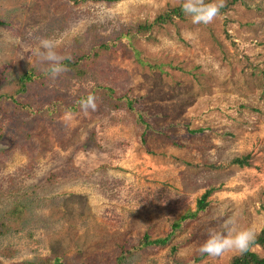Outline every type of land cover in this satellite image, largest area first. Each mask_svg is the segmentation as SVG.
<instances>
[{
  "label": "rangeland",
  "instance_id": "obj_1",
  "mask_svg": "<svg viewBox=\"0 0 264 264\" xmlns=\"http://www.w3.org/2000/svg\"><path fill=\"white\" fill-rule=\"evenodd\" d=\"M181 3L0 0V264H229L238 251H198L209 229L231 216L264 228V0L139 29ZM41 38L82 74L52 78L33 54ZM109 88L138 96L151 129L112 105L48 112L89 94L115 105Z\"/></svg>",
  "mask_w": 264,
  "mask_h": 264
},
{
  "label": "clouds",
  "instance_id": "obj_2",
  "mask_svg": "<svg viewBox=\"0 0 264 264\" xmlns=\"http://www.w3.org/2000/svg\"><path fill=\"white\" fill-rule=\"evenodd\" d=\"M224 6V0H182V12L190 17L193 24H208L219 14ZM33 54L47 62L46 71L55 78L67 70L62 62L70 57L56 51V41L52 38H41L39 45L33 49ZM93 95L81 98L78 103L82 111L95 110L97 104ZM236 217L231 216L223 220L222 230L209 229L207 238L199 245L198 251L209 256H219L225 251H247L255 239L252 228H236Z\"/></svg>",
  "mask_w": 264,
  "mask_h": 264
},
{
  "label": "trees",
  "instance_id": "obj_3",
  "mask_svg": "<svg viewBox=\"0 0 264 264\" xmlns=\"http://www.w3.org/2000/svg\"><path fill=\"white\" fill-rule=\"evenodd\" d=\"M73 1L76 2L77 0H73ZM227 8H228V5L222 7L220 9V11H226ZM183 14L184 13L182 12L180 5L175 6V7L165 6V8L154 19L152 24L141 25V27L139 29L140 30H142V28L148 29L150 27V25L152 26V25H155L156 23H158V24L159 23H162V24L168 23V22H170V20L173 16L180 17ZM115 45L116 44H114V43L102 44L101 47L104 49H110L112 46H115ZM83 59H84V57H83ZM63 64H65V65L68 64L67 66L70 68L72 65H76V69H75L76 72L78 74H82V68H80L81 66H79V67L77 66V64H79L78 61H76L74 59H71V60L65 59L63 61ZM28 80H31L29 76L19 77L20 86H22L23 89H24L25 81H28ZM107 91L109 93H111V97H112L113 101H114V99H116V104L115 105L113 103L109 104L107 99L102 98V100H101V98H99L98 100L97 99L95 100L97 107L104 106V105H106V106L112 105V106L117 107L118 109H124L125 111L129 112L133 116V119L136 123L143 126V132L151 129L150 124L144 119L145 111L140 109L137 106V103L139 101L138 96L120 95L118 97H114L113 89L109 88ZM87 96L79 97L74 101L73 104H69V105L65 104V102L63 104V102H61L60 99L56 98L54 101L48 102V104H49L48 112L52 113V112H60V111H64V110L65 111L67 110L69 112L77 111L78 108L80 107L78 101L81 98H86ZM62 106H63V108H61ZM188 133L191 135L196 134V133H202V129L189 130ZM238 163H241V162L238 161ZM209 193H210L209 191H206L201 196V198L197 201L195 211L186 212L182 217H180V219L176 223H174L172 225V230H174L175 227L179 226V223L181 221H184L186 219H193L199 212L204 211L207 207V203L205 202V200L208 197ZM17 212H19L18 209H17ZM171 236H172L171 232H169L163 238H156V239H150L148 235H145L137 246L131 247L126 252H132L134 250L144 249V247H147V246L163 247L168 243ZM256 246H259L264 250V228H262L259 231V233L255 234V239L250 244L248 250L244 251V252H239V254H237L235 257L232 258V260L229 264H264V257L259 256L257 252L252 250V248L256 247ZM174 251H175V247H171L169 250V256H172ZM58 260H59V257L55 258L54 260L49 259L48 262L50 264H60V263H58ZM196 260H198V259L196 258L195 261Z\"/></svg>",
  "mask_w": 264,
  "mask_h": 264
}]
</instances>
